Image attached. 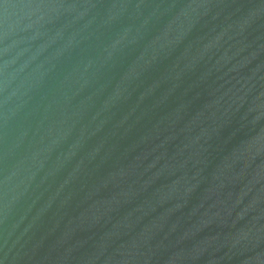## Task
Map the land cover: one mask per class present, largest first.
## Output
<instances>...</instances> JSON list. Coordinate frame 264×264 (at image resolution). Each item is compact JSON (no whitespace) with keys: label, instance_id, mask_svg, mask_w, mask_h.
<instances>
[{"label":"water","instance_id":"1","mask_svg":"<svg viewBox=\"0 0 264 264\" xmlns=\"http://www.w3.org/2000/svg\"><path fill=\"white\" fill-rule=\"evenodd\" d=\"M0 264H264V0H0Z\"/></svg>","mask_w":264,"mask_h":264}]
</instances>
